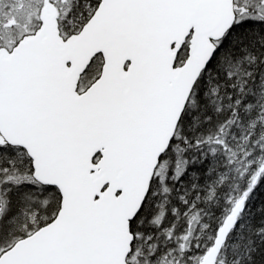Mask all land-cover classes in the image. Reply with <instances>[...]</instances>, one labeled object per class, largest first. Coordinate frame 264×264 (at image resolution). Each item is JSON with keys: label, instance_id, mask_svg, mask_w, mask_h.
I'll return each mask as SVG.
<instances>
[{"label": "snow or ice", "instance_id": "obj_1", "mask_svg": "<svg viewBox=\"0 0 264 264\" xmlns=\"http://www.w3.org/2000/svg\"><path fill=\"white\" fill-rule=\"evenodd\" d=\"M0 264H264V0H0Z\"/></svg>", "mask_w": 264, "mask_h": 264}]
</instances>
